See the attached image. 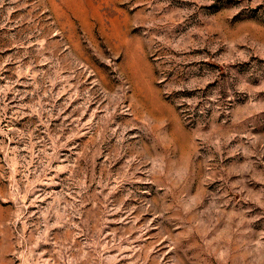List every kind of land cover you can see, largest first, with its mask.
<instances>
[{
  "label": "rangeland",
  "instance_id": "374dc122",
  "mask_svg": "<svg viewBox=\"0 0 264 264\" xmlns=\"http://www.w3.org/2000/svg\"><path fill=\"white\" fill-rule=\"evenodd\" d=\"M0 264H264V0H0Z\"/></svg>",
  "mask_w": 264,
  "mask_h": 264
}]
</instances>
